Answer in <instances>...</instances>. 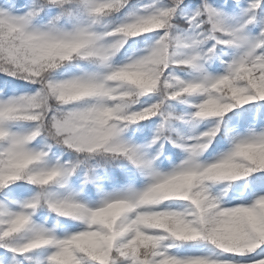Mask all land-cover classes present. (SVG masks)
I'll return each mask as SVG.
<instances>
[{"label": "snow or ice", "instance_id": "obj_1", "mask_svg": "<svg viewBox=\"0 0 264 264\" xmlns=\"http://www.w3.org/2000/svg\"><path fill=\"white\" fill-rule=\"evenodd\" d=\"M0 264H264V0H0Z\"/></svg>", "mask_w": 264, "mask_h": 264}]
</instances>
